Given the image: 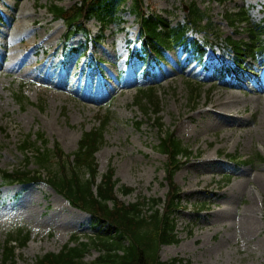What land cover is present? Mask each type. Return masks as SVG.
Segmentation results:
<instances>
[{
	"label": "rangeland",
	"instance_id": "rangeland-1",
	"mask_svg": "<svg viewBox=\"0 0 264 264\" xmlns=\"http://www.w3.org/2000/svg\"><path fill=\"white\" fill-rule=\"evenodd\" d=\"M78 2L0 0V58H12L21 72L0 73V169L13 170L21 165L17 144L23 135L43 133L50 146L57 141L65 153H72L82 132L96 128L97 118L110 113L105 145L96 154L99 173H105L111 164L119 185L135 190L128 196L116 192L125 204L143 198L164 199L166 160L157 152L158 134L133 107L139 90L153 87L163 125L174 130L194 155L199 154L174 178L183 200V208L175 216L180 242L162 246L160 260L264 264V163L231 166L221 156L236 154L240 161L256 153L264 157V58L246 64L249 74L216 78V71L231 66L232 51L225 42L215 43L212 36L196 32L189 35L192 43L212 41L202 56L193 57L191 52L177 48L142 76L141 66L131 60L132 50L138 47V27L126 10L118 12L104 33L99 32L94 20L90 21L87 28L94 41L88 45V53L80 50L77 57L67 49L84 46L83 37L79 35L64 45L66 27L60 21L53 22L45 7L56 4L69 8ZM143 2L148 11L173 27L183 23L188 11L184 8L195 2L210 16L222 39L247 40L244 26L231 28L226 23V12L245 9L253 23L264 21V0ZM125 5H131V0ZM190 83L200 91L194 108L189 103ZM223 84L230 87L226 89ZM18 88L28 100L24 109L12 95ZM224 91L232 97L225 99ZM217 97L228 102L226 112L204 113ZM226 164L231 169L225 171ZM27 168L35 169L33 165ZM223 175L230 180L224 183ZM207 193L216 196L206 200ZM205 201L208 205L202 210ZM250 214L257 222L252 234L245 226ZM18 225L31 234L27 245L17 251L15 264H33L39 256L58 253L75 236L84 239L91 235L90 217L72 208L44 183L0 189V246L6 231ZM97 255L93 249L85 261L91 262Z\"/></svg>",
	"mask_w": 264,
	"mask_h": 264
},
{
	"label": "trees",
	"instance_id": "trees-1",
	"mask_svg": "<svg viewBox=\"0 0 264 264\" xmlns=\"http://www.w3.org/2000/svg\"><path fill=\"white\" fill-rule=\"evenodd\" d=\"M127 1L79 0L67 9L50 4L47 11L53 21L61 20L65 24L67 43L77 34L89 33L86 26L91 20H95L102 28H107L115 21L120 8ZM190 5L184 24L174 28L154 12L146 13L143 0H131L128 13L135 17L140 29L139 47L132 55L134 64L153 63L172 48H190L187 33L191 29L200 28L214 33L216 28L211 25L207 15L195 3ZM225 17L230 25L244 24L249 39L247 42L228 40L235 51L236 66L225 69L224 73L245 71L246 61L255 60L264 54V22L253 24L247 11L242 9L229 12ZM216 39L219 40L220 37L216 36ZM194 48L195 53H199L200 49ZM221 73L223 72L217 75ZM189 90V103L195 106L199 88L189 84ZM154 93L151 89L140 91L135 104L141 105L145 116L148 113L156 116L154 120L158 131L161 132L163 125L159 116L160 103ZM14 96L15 101L24 109L28 103L27 99L21 92ZM108 120L109 117L106 116L102 121L99 120V127L83 132L76 151L70 155L65 154L58 143L49 148L43 133H36L34 138L27 134L18 145L24 168L0 171V186L45 182L72 207L90 216L92 236L83 240L74 238L71 241L73 245H70V242L57 254L49 253L38 257L34 264H189L178 258L162 262L158 254L161 246L180 242L176 234L175 215L183 206L179 189L173 179L176 172L193 157L191 148L178 140L172 132H165L164 137L159 139V152L167 157L165 181L168 192L165 199L143 198L136 203L124 204L116 198V192L127 196L132 194L133 190L119 185L120 182L115 178L114 168L111 166L100 175L95 157L105 145L104 132ZM138 126L140 124H137V128ZM228 159L234 163L236 156L228 155ZM257 162L264 163V158L259 154L245 160L243 164L254 165ZM29 164H33L36 169L28 170ZM206 205L204 203L201 209ZM11 230L7 232L0 249V264H14L16 249L22 248L29 239L30 232L25 228L14 226ZM93 249L97 250V258L86 262V256Z\"/></svg>",
	"mask_w": 264,
	"mask_h": 264
},
{
	"label": "bare ground",
	"instance_id": "bare-ground-1",
	"mask_svg": "<svg viewBox=\"0 0 264 264\" xmlns=\"http://www.w3.org/2000/svg\"><path fill=\"white\" fill-rule=\"evenodd\" d=\"M0 60L2 62V63H0V73L21 74V72H19L18 64L15 60L7 57L6 55H2ZM223 86L226 87V89H228L230 87V85H228V84H224ZM263 92H264V90L262 91V93ZM216 93H218V91H216ZM223 94L225 96V99L232 97V95L229 94L228 91H224ZM218 98L219 97H217L216 103L214 105H212V103H210L211 105L209 106L208 110H204V113H216L218 111L219 114H222L223 112H226L225 108L228 106V102H225L223 99L218 100ZM58 198H60V197H58ZM61 200L63 201V199H61ZM71 210L75 211L73 209H71ZM245 226H246V231L250 234H252L253 231L256 229L257 222H256L255 217L252 214L248 215L245 218Z\"/></svg>",
	"mask_w": 264,
	"mask_h": 264
}]
</instances>
